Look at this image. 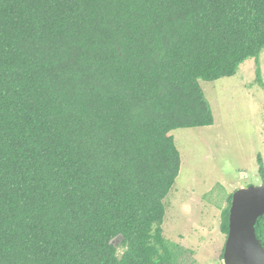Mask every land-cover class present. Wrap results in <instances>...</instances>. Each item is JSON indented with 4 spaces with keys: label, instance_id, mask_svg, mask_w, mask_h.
<instances>
[{
    "label": "trees",
    "instance_id": "16d2710c",
    "mask_svg": "<svg viewBox=\"0 0 264 264\" xmlns=\"http://www.w3.org/2000/svg\"><path fill=\"white\" fill-rule=\"evenodd\" d=\"M263 47L264 0H0V264H175L170 131Z\"/></svg>",
    "mask_w": 264,
    "mask_h": 264
},
{
    "label": "rangeland",
    "instance_id": "374dc122",
    "mask_svg": "<svg viewBox=\"0 0 264 264\" xmlns=\"http://www.w3.org/2000/svg\"><path fill=\"white\" fill-rule=\"evenodd\" d=\"M199 84L213 124L170 131L180 169L163 200L162 229L178 246L175 264H223L220 214L229 195L264 185L258 170V158L264 169V47L232 76Z\"/></svg>",
    "mask_w": 264,
    "mask_h": 264
},
{
    "label": "water",
    "instance_id": "95a60500",
    "mask_svg": "<svg viewBox=\"0 0 264 264\" xmlns=\"http://www.w3.org/2000/svg\"><path fill=\"white\" fill-rule=\"evenodd\" d=\"M264 215V185L249 186L232 194L223 264H264V245L255 234Z\"/></svg>",
    "mask_w": 264,
    "mask_h": 264
}]
</instances>
